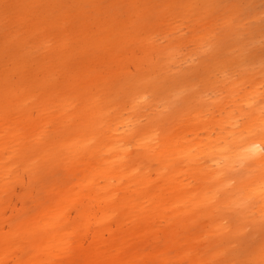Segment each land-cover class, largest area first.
I'll use <instances>...</instances> for the list:
<instances>
[{
  "label": "rangeland",
  "instance_id": "374dc122",
  "mask_svg": "<svg viewBox=\"0 0 264 264\" xmlns=\"http://www.w3.org/2000/svg\"><path fill=\"white\" fill-rule=\"evenodd\" d=\"M258 107L264 114V0H0V129L13 119L39 138L28 137L26 148L0 164V264H91L48 259L30 225L75 188L89 193L94 175L83 176V164L109 165L114 153L115 166H148L153 178L184 168L180 180L206 195V202L194 197L168 210L169 222L152 212L154 229L121 264H264V193L228 186L215 195L196 180L199 162L169 157L163 165L140 144V137L170 138L196 153L208 130L218 142L203 124L214 117L224 118L229 135L263 141ZM196 114L203 118L193 121ZM106 121L112 133L104 135ZM127 128L148 131L130 141ZM247 175L264 183V167ZM87 199V206L69 201L71 221L77 208L80 215L98 209ZM96 227L108 237L105 223ZM68 241L71 257L86 247L97 255L91 232L70 233Z\"/></svg>",
  "mask_w": 264,
  "mask_h": 264
},
{
  "label": "bare ground",
  "instance_id": "6f19581e",
  "mask_svg": "<svg viewBox=\"0 0 264 264\" xmlns=\"http://www.w3.org/2000/svg\"><path fill=\"white\" fill-rule=\"evenodd\" d=\"M255 113H257V116L264 115L259 107L255 109ZM195 116H191L193 121L203 118L201 114H196ZM223 119V117L203 119V124L208 129L213 126L214 131L218 135V142L215 143L210 139L212 132L208 130L209 135L207 138L209 141L196 153L192 149L193 145L177 149L176 145L178 141H173L170 138L161 143L153 142L154 139L146 141L149 138L140 137L147 133L144 131L148 130L144 129L127 128L122 135L130 141L140 137V144L149 149L148 152L162 156L160 160L163 165L167 163L164 161L169 157H171V162L176 163H183L186 160L190 163L199 162L201 167L196 170V180L202 184L201 186L205 190L214 191L215 195L220 194L228 186H238L242 190L251 187L249 190L250 194L264 193V183H260L262 181L259 178H250L248 175L242 177V174L254 171L257 166L264 167V140H258L257 142L251 139L246 140V137L242 136L243 133L241 135H229L225 132L227 128H225L226 125ZM11 120V123L3 124V128L0 129V164L3 162V158H10L12 152L26 148L28 143L25 140L28 137L33 138L34 141L39 139L36 136H29L26 131L27 127L24 128L15 122V120ZM261 121L264 122V118ZM94 124L97 125V121ZM108 124L109 122L106 121L100 126V132H103L104 135L112 131L111 126ZM215 127H218V130ZM183 136L181 134L180 138H184ZM230 137H232L231 140H229ZM85 140L89 141L90 138L86 137ZM230 141H233V143ZM180 146L183 145L180 144ZM203 157L206 159L205 161H202ZM116 158L117 155L114 153L108 163L109 165H106L107 163L96 164L93 168L88 167V164L84 163L83 166L85 168L82 169L83 176H89V172L90 174L93 172L94 175L93 178L88 177L87 183L89 185H85V189L89 193H86L83 189L75 188V192L66 198L74 203L81 200L80 205H86L84 203L86 200H82L87 197V200L97 203L96 208L98 209L95 212L91 213L87 207L85 210L81 209L80 215V208L79 213L77 208L75 210L76 218L71 221L66 210L69 207L68 201L67 203L47 208L30 225L31 234L37 238V244L44 250L45 256L48 259L59 257L64 260L68 259V261L77 262L79 259L85 258L88 262L94 264L98 262V256L101 254L102 260L98 264L126 263L127 258L131 260L139 253L137 250L141 245V241H143L139 240L141 238L139 236L154 229L152 224L153 218H151L152 212H155L156 216L160 218L166 219L169 217L170 220L167 221L169 222L174 218L172 214L170 216L166 212L168 210L178 212L179 207L184 205L187 199L197 197L199 202H206V195L200 194L196 196L197 188L192 189L193 187L190 184H186L183 180H180L181 175L185 171L184 168L173 174L169 172L168 174H164L163 171H160L158 173L160 174L158 176L160 179L158 180V177L153 178L151 175L152 171L148 166H145L144 170H140L139 166L126 168L124 164L117 167L114 165ZM95 176L103 177L107 180L102 183L98 179H95ZM116 177L121 180L125 178L126 182L119 181L115 183L113 180ZM167 191L170 192L169 196H167ZM121 193H125L126 195L122 196ZM146 201L150 203L149 206L146 205ZM76 205H79V203ZM148 207L150 208L147 209ZM125 219H128L127 221L130 222V227H125L124 224L127 222ZM97 222L105 223V231L108 232V237H105V234H102V230L96 227ZM145 222H147L146 226H144ZM85 229H87V233H85ZM69 230L72 235L82 238L87 237V234L91 232L92 243L90 247L93 248L94 253L97 255L88 253L87 247L85 249L79 248L78 254L75 257L67 255V252L73 249L71 243L68 241ZM129 239L133 244L127 249L121 250L118 243H126ZM115 245L118 247L117 253H109V250L115 247ZM11 246L10 244L8 249H11ZM122 252L123 255H121ZM91 256H95L96 259Z\"/></svg>",
  "mask_w": 264,
  "mask_h": 264
}]
</instances>
